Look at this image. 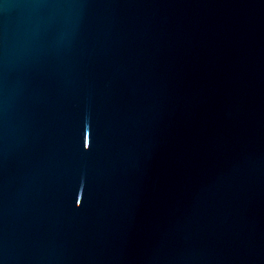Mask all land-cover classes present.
I'll use <instances>...</instances> for the list:
<instances>
[{"label":"water","instance_id":"obj_1","mask_svg":"<svg viewBox=\"0 0 264 264\" xmlns=\"http://www.w3.org/2000/svg\"><path fill=\"white\" fill-rule=\"evenodd\" d=\"M0 264H264V0H3Z\"/></svg>","mask_w":264,"mask_h":264},{"label":"snow or ice","instance_id":"obj_2","mask_svg":"<svg viewBox=\"0 0 264 264\" xmlns=\"http://www.w3.org/2000/svg\"><path fill=\"white\" fill-rule=\"evenodd\" d=\"M3 3V0H0V4H2Z\"/></svg>","mask_w":264,"mask_h":264}]
</instances>
